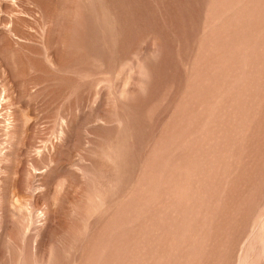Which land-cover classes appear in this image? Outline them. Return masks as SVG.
Wrapping results in <instances>:
<instances>
[{"label":"rangeland","instance_id":"rangeland-1","mask_svg":"<svg viewBox=\"0 0 264 264\" xmlns=\"http://www.w3.org/2000/svg\"><path fill=\"white\" fill-rule=\"evenodd\" d=\"M0 264H264V0H0Z\"/></svg>","mask_w":264,"mask_h":264}]
</instances>
